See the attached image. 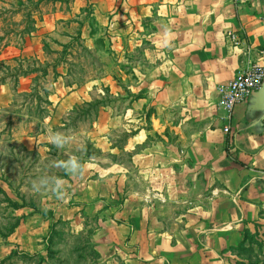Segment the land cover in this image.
<instances>
[{
  "label": "crops",
  "instance_id": "0c3cea01",
  "mask_svg": "<svg viewBox=\"0 0 264 264\" xmlns=\"http://www.w3.org/2000/svg\"><path fill=\"white\" fill-rule=\"evenodd\" d=\"M69 17H84V33L91 21L106 27L122 50L137 39L152 68L139 71L137 108L121 113L88 106L97 101L96 79L66 83L63 68L53 80L51 127L96 112L83 159L70 154L57 179L59 204L77 212L78 230L91 227L84 212L96 218L91 242L101 264H229L264 228V86L236 106L232 136L219 86L264 57L234 49L225 34L264 48V0H71ZM60 18L45 16L37 27L55 30ZM40 34L0 49L8 70L0 75V110L15 94L35 93L46 59ZM21 58L14 69L10 61ZM80 107L89 110L79 115ZM116 132L128 134L121 145ZM31 139V148H55Z\"/></svg>",
  "mask_w": 264,
  "mask_h": 264
},
{
  "label": "rangeland",
  "instance_id": "374dc122",
  "mask_svg": "<svg viewBox=\"0 0 264 264\" xmlns=\"http://www.w3.org/2000/svg\"><path fill=\"white\" fill-rule=\"evenodd\" d=\"M70 10L71 0L0 1V49L8 45L22 48L40 30L46 58L38 68L37 93L15 94L10 107L0 110V264H101L91 242L96 218L84 212L83 222L91 227L78 230L73 224L77 212L59 204L57 180L74 160L70 154L77 161L83 159L88 147L84 131L96 112L90 108L89 114L77 117L73 113L67 126L51 127L49 94L53 80L65 68L69 71L66 83L98 80L93 92L96 106L108 104L121 113L128 107L137 108L139 71L147 72L152 66L146 51L135 46L137 39L122 50L108 37L106 27L93 21L89 22L90 33H84V17L71 18ZM54 15L61 17L55 30L44 32L37 27L45 16ZM144 44L150 48L148 41ZM23 63L22 58L10 61L14 69ZM7 71L0 64V75ZM38 136L43 144L52 141L55 148L27 146ZM111 137L121 145L128 134L116 132ZM237 254L229 264H264V228Z\"/></svg>",
  "mask_w": 264,
  "mask_h": 264
},
{
  "label": "built area",
  "instance_id": "2783aa9c",
  "mask_svg": "<svg viewBox=\"0 0 264 264\" xmlns=\"http://www.w3.org/2000/svg\"><path fill=\"white\" fill-rule=\"evenodd\" d=\"M236 5H241L248 0H233ZM225 38L234 49L244 51L247 55L256 53L264 57V48H258L253 45H246L244 38L239 32H227ZM264 86V65L259 61L251 62L248 67L238 71L235 78L219 86V92L222 97V105L226 109V119L228 124L225 131L232 136L230 122L232 120L235 108L238 104L248 101L251 96L260 91Z\"/></svg>",
  "mask_w": 264,
  "mask_h": 264
},
{
  "label": "trees",
  "instance_id": "16d2710c",
  "mask_svg": "<svg viewBox=\"0 0 264 264\" xmlns=\"http://www.w3.org/2000/svg\"><path fill=\"white\" fill-rule=\"evenodd\" d=\"M9 71H10V70H9ZM42 71H43V74H45V75L47 74V71H46L45 68H44ZM37 86H38V85H37ZM37 86H36V88H35V91L38 89ZM97 102H98V101H96V103H90L88 106H89V107L92 106V105H93V106H96V104H98ZM79 109H80V111L78 112L79 115H80V113L85 112V111L87 110V109H85L84 107H80Z\"/></svg>",
  "mask_w": 264,
  "mask_h": 264
}]
</instances>
